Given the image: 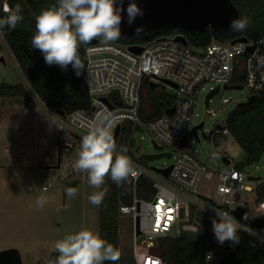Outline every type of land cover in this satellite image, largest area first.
<instances>
[{
  "label": "built area",
  "instance_id": "1",
  "mask_svg": "<svg viewBox=\"0 0 264 264\" xmlns=\"http://www.w3.org/2000/svg\"><path fill=\"white\" fill-rule=\"evenodd\" d=\"M177 35L159 36L145 44L113 42L103 46L98 41L85 45V76L91 107L66 113L65 116L56 111L57 115L52 116L54 124L70 134L69 139H64L66 147L72 145L73 139L81 142L98 116H108L112 134L118 124L121 131L126 124L134 130L135 125L139 124L142 130L136 132L147 131L152 141L162 147L161 151L172 153L174 161L161 166L172 165L168 177L131 159L133 197L130 203L121 204L120 213L130 214L132 218V254L135 264H166L163 255L153 249L159 245V238L162 241L165 236L177 234L182 229H197L196 224L190 221L192 205L217 218L218 212L228 213L243 231L253 236L255 243H264V232L251 224L255 218L246 223L248 203L241 197L235 198L243 190L256 193V187L264 183V176L256 177L244 168H237L232 160L229 167L211 168L190 150L189 143L188 146L181 145L196 110L197 95L206 84L210 83L209 91L218 85L239 84L248 89V97L259 95L264 89V36L213 40L206 46L195 47L188 40L187 43L176 40ZM132 45L142 46L143 50L137 53L130 48ZM89 48L93 50L89 51ZM236 73L243 76L242 81L233 82ZM150 82H154L157 87L167 84L176 93L165 92L172 102L168 100L164 104L163 112L158 117L145 119L141 108L145 87H150ZM159 89L164 91L163 87ZM229 100L224 98L223 102ZM171 107L172 113L165 111ZM209 112L214 114L212 110ZM220 131L228 133L227 129L221 128ZM204 177H216V191L220 200L197 193ZM140 182H147L154 193L141 194L138 190ZM238 206L246 207L242 218H237L231 212ZM253 208L257 215L264 214V198L255 201ZM174 230L175 233H172ZM242 230L238 232V244L227 241L221 245L217 242L216 248L207 250L205 256L208 252L215 255L216 251L225 248L240 247ZM140 235L144 237L141 241L138 240ZM204 262L209 261L204 258Z\"/></svg>",
  "mask_w": 264,
  "mask_h": 264
},
{
  "label": "rangeland",
  "instance_id": "2",
  "mask_svg": "<svg viewBox=\"0 0 264 264\" xmlns=\"http://www.w3.org/2000/svg\"><path fill=\"white\" fill-rule=\"evenodd\" d=\"M3 5L5 3L4 0ZM0 38L6 45L3 55L4 61L0 60V84H16L23 82L30 88V74L18 64L8 44L0 33ZM211 85L215 86L216 83ZM161 94H175L173 87L164 84ZM210 89V83L197 95L196 110L191 120L190 128L187 130V140L190 150L211 168L230 166L225 163L220 152L232 161H242L244 151L237 140L229 135L218 144L213 136L207 139L203 135L210 133L217 124L225 125L227 114L238 103L248 98L247 88L221 89L214 95L209 104L205 98ZM166 92V93H165ZM224 98L230 99L223 102ZM11 100L13 103H21V96H0V103ZM42 102L36 107L40 113L39 137L34 126L35 121H27L20 127L5 128L0 125V250L6 248H17L22 256L23 264H53L51 254L56 241L63 239L68 234H74L81 229L87 228L99 233L100 211L98 206L93 205L89 196L98 189L91 187L88 183L87 173L74 171L73 163L78 158L81 142L72 140V145L63 148L61 160L59 158L58 136L64 135L62 129L51 121V114L57 115L56 110L47 111ZM209 110L214 111L211 114ZM204 121V128L199 129V139L190 134L192 126ZM1 123V122H0ZM31 123V124H30ZM48 123V125H46ZM132 135L136 137V145L132 147L134 160L152 169V166L161 167L171 164L174 158L160 157L153 160L142 158L143 153H155V148L150 134L147 131L136 132L132 129ZM69 139L70 137L65 136ZM64 138V139H65ZM36 147V152H34ZM34 155L36 159L34 160ZM144 161H143V160ZM60 163V165H58ZM245 170L254 176H264V157L251 165H246ZM76 183L77 194L69 198L65 190L68 183ZM217 179L204 177L198 187L197 193L209 199H218L220 196L216 191ZM43 186H47L43 188ZM47 189V191H44ZM47 198L43 208H38L36 201L39 197ZM248 203V221L254 219L257 211L254 210L256 193L243 190L235 195ZM183 212V209H182ZM119 223V250L121 256L132 257V218L130 214H120ZM175 233V230L172 232ZM143 235L138 240L143 239ZM134 259V258H133ZM135 262V260H134Z\"/></svg>",
  "mask_w": 264,
  "mask_h": 264
},
{
  "label": "trees",
  "instance_id": "3",
  "mask_svg": "<svg viewBox=\"0 0 264 264\" xmlns=\"http://www.w3.org/2000/svg\"><path fill=\"white\" fill-rule=\"evenodd\" d=\"M5 1V0H4ZM239 11L240 18H247L249 24L243 31L232 29L211 28L205 30H194L187 28H155L140 31L133 34H121L116 43L120 44H145L159 36L183 34L188 42L195 47H203L213 40H228L240 36L260 37L264 36V0H232ZM7 3L14 9L17 4L22 9L23 20L19 22L15 30L5 26L0 28L6 44L10 47L12 55L18 64L30 74V88L23 82L16 84H0V96H21L23 105L26 108H36L42 102L51 110L63 109L66 113L75 110H86L91 107V99L85 76V50L86 46L81 45L79 55L83 63V70L78 76L76 70L69 65L66 70L59 65H48L40 51L29 50L31 37L36 32L35 17L43 10L57 6V0H7ZM3 1L0 5V19L5 18ZM6 45L0 38V57L4 55ZM243 76L235 74L233 82H240ZM141 114L145 119L158 117L164 109V104L172 102L165 94L157 93L148 85L145 87ZM228 133L222 131L214 132L218 144L227 136L232 135L245 155L242 161L235 162L237 168H244L261 160L264 157V89L259 93L258 98L249 104L237 105L229 111L225 125ZM65 132V131H64ZM132 135V126H123L117 152L126 149V155L133 159L134 152L129 145V137ZM70 136L67 132L58 136L59 158L61 160L64 151V138ZM143 160V159H142ZM144 161V160H143ZM231 161V159H230ZM68 188H75L76 183H68ZM105 191L103 202L98 206L99 234L114 247H119V223L120 206L123 203L132 201L134 184L131 174L121 184L114 183L110 177L105 178V183L98 191ZM138 190L143 195H151L154 189L147 182L138 183ZM256 202L264 198V183L256 187ZM191 222L197 226L196 230L182 229L177 234L165 236L161 245L165 251L163 259L166 264H264V243L254 242L253 236L241 231L242 242L238 249L225 248L216 251L214 258L204 262L205 252L215 249L217 240L212 231V220L217 217L192 205ZM59 253L53 251L52 260H56ZM104 264H111L105 261ZM115 264H135L133 256L127 258L121 256Z\"/></svg>",
  "mask_w": 264,
  "mask_h": 264
},
{
  "label": "clouds",
  "instance_id": "4",
  "mask_svg": "<svg viewBox=\"0 0 264 264\" xmlns=\"http://www.w3.org/2000/svg\"><path fill=\"white\" fill-rule=\"evenodd\" d=\"M3 11L5 18L0 19V28L5 26L15 30L23 20L19 4L13 9L5 0ZM125 11L123 0L117 7V0H57V6L43 10L35 17L36 32L31 37L29 50H38L48 65H59L66 70L69 65L79 76L83 70L79 50L81 45L108 46L121 37V24ZM127 23L133 24L136 18L144 15L143 10L135 0H130L127 7ZM247 18L233 19L230 29L243 31L247 28ZM142 31L137 28L136 32ZM92 51V48L88 49ZM78 158L73 163L74 171L87 173L88 183L95 189H101L105 178L110 177L116 184H121L130 174H133L131 158L126 155V149L117 152L116 142L112 134V125L108 116H98L83 135ZM47 191V189H44ZM105 191H97L89 196L93 205L100 206ZM69 198L77 194L76 188L65 190ZM47 198L37 199L38 208H43ZM218 219L212 220V231L219 244L232 241L239 243L240 225L226 212H218ZM54 250L59 253L53 264H104L105 261L115 264L121 252L113 244L106 241L99 233L84 228L74 234H68L56 241ZM213 253H206V261H211Z\"/></svg>",
  "mask_w": 264,
  "mask_h": 264
},
{
  "label": "water",
  "instance_id": "5",
  "mask_svg": "<svg viewBox=\"0 0 264 264\" xmlns=\"http://www.w3.org/2000/svg\"><path fill=\"white\" fill-rule=\"evenodd\" d=\"M130 0H123V7L125 11L121 13L123 21L121 24L122 34H133L136 33V29L142 28V31L151 30L155 28H187L194 30H205L211 28L218 29H230V23L233 19L240 18L239 11L234 5L232 0H135L138 6L143 10L144 15L142 17H137L135 22L131 25L127 23V7ZM120 6V0H117V7ZM244 39L240 37L239 40ZM176 40L187 43V38L183 34L176 36ZM98 42V41H93ZM137 53L143 50L142 46L132 45L130 47ZM1 61H4V57H0ZM171 85H175L171 81H168ZM176 86V85H175ZM150 87H155L154 82H150ZM224 89L236 88L242 89V85L239 84H224L222 86ZM221 87L218 85L212 90H210L205 98V102L208 105L210 99L219 93ZM258 98L257 94L250 95L245 101L238 103L237 105H245L254 102ZM58 113L65 116L66 112L63 109H56ZM166 112L172 113L173 107L166 108ZM204 121L194 125L190 129V134L195 135L199 139V129L203 130ZM216 128L221 129V125L217 124ZM135 130H142L139 124L135 125ZM214 129L206 135L203 131V135L207 139H211ZM121 134V126L118 124L113 132V137L118 145L119 137ZM157 152L155 153H143L142 158L153 160L160 157L171 158L172 153L167 151H161L162 147L157 143L153 142ZM130 147L136 145V138L134 135L129 137ZM182 146H188L187 135L183 136L181 141ZM222 160L225 163H229L230 159L223 153H219ZM60 165V163H59ZM172 165L161 168L157 166H152V169L161 173L165 177H168ZM237 218H242L246 212V207L238 206L231 211ZM252 226L258 230L264 232V214H259L252 221ZM139 233V230L137 231ZM159 245L154 247L153 251L164 255L165 251L161 245V238H159ZM239 248V247H238ZM237 248V249H238ZM0 264H23L22 256L17 248L11 247L0 250Z\"/></svg>",
  "mask_w": 264,
  "mask_h": 264
},
{
  "label": "crops",
  "instance_id": "6",
  "mask_svg": "<svg viewBox=\"0 0 264 264\" xmlns=\"http://www.w3.org/2000/svg\"><path fill=\"white\" fill-rule=\"evenodd\" d=\"M47 111H49V108L44 107ZM37 108H26L21 103H13L11 100H5V102L0 103V125H2L5 128H14V127H20L21 124H25L29 120H34V126L37 131L38 135V142H40L41 138L39 137L40 132L39 127L43 124L39 122L40 119V113L36 111ZM51 117L53 116L52 113ZM52 121V118H51ZM31 124V123H30ZM48 125V123H46ZM34 152H36V147H34ZM37 155H34V160L36 159ZM59 165V164H58Z\"/></svg>",
  "mask_w": 264,
  "mask_h": 264
},
{
  "label": "flooded vegetation",
  "instance_id": "7",
  "mask_svg": "<svg viewBox=\"0 0 264 264\" xmlns=\"http://www.w3.org/2000/svg\"><path fill=\"white\" fill-rule=\"evenodd\" d=\"M152 90H154L157 93H161V90L159 88H157V86L151 88Z\"/></svg>",
  "mask_w": 264,
  "mask_h": 264
}]
</instances>
